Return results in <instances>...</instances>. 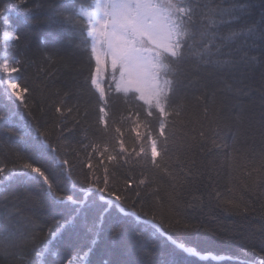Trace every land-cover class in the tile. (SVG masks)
Instances as JSON below:
<instances>
[{"label": "trees", "instance_id": "obj_1", "mask_svg": "<svg viewBox=\"0 0 264 264\" xmlns=\"http://www.w3.org/2000/svg\"><path fill=\"white\" fill-rule=\"evenodd\" d=\"M26 2L35 9L27 16L14 7L17 0H0V8L7 5L0 13V36L11 30L29 33L26 47L9 38L0 46V60L24 61L11 74L22 100L6 94L1 83L8 75L0 72V167L32 163L49 176L58 196L79 193L82 172L90 180L110 174V183L126 191V204L163 220L166 236L145 256V249L132 244L150 226L129 217L122 220L125 231L119 238L98 240L89 253V238L66 223L71 205L54 199L38 174L14 172L0 179V229L6 226L17 237L36 233L37 241L0 255V264H28L36 257L33 248L43 247L50 231L56 255L46 252L42 259L63 264H106V249L131 264L149 259L152 264L166 259L264 264V39L241 31L261 24L264 0H193L200 14L182 43L181 75L167 92L163 114L137 95L115 89L108 66L98 95L91 85L95 59L87 32H74L72 25L50 30L46 21L54 12L38 9L37 3L58 7L62 0ZM72 2L92 11L96 0ZM246 2L252 7L238 20L217 25L211 42L201 37L205 4ZM232 31L241 35L227 39ZM206 44L210 51L203 53ZM61 160L68 161L63 172L57 167ZM122 215L116 210L110 219Z\"/></svg>", "mask_w": 264, "mask_h": 264}, {"label": "snow or ice", "instance_id": "obj_2", "mask_svg": "<svg viewBox=\"0 0 264 264\" xmlns=\"http://www.w3.org/2000/svg\"><path fill=\"white\" fill-rule=\"evenodd\" d=\"M14 7L18 12L22 11L25 16L35 10L27 7L26 0H17ZM204 7L208 8V12L205 14L207 23L202 26L200 35L211 42L215 37L213 29L217 25L227 23L229 20H238L240 14L246 13L252 4L250 2L232 3L228 7L218 6L215 8L205 4ZM5 8L7 5L0 8V13H3ZM37 8L53 10L54 15L46 21L52 32L63 31L68 25L73 26L74 32L77 29L82 33L86 31L89 37L94 38L101 45L105 61L108 62L110 58L113 70L111 75L113 80L117 81V89L123 85L125 92L131 91L133 96L139 94V99L143 100L150 108L158 109L161 114L165 112L162 104L168 99L167 92L174 89L175 83L181 75L180 62L183 59L181 46L184 38L191 34L190 26L193 24V18L200 14L198 3H194L193 0H102V2L96 0L93 10L88 11L82 6L77 8L72 0H62L58 7L51 3L38 2ZM241 31L248 36H258L260 39H264V17H261L259 26H246ZM5 35L9 39L27 46L28 32L17 33L16 30H11ZM239 35L241 32L232 31L227 39ZM4 44L5 41L0 40V46ZM209 51L206 44L203 53ZM91 52L96 62V70L99 72L101 54L95 44ZM0 56H3V53H0ZM23 63L22 59L15 57L11 59L5 57L0 60V72L8 75L7 89L11 90L13 100L23 99L16 92L18 85L13 82L14 78L11 76L12 73L19 71L18 66ZM91 82L94 85L97 84L96 78L91 77ZM146 89L149 90L147 95ZM101 92L103 93V90ZM103 111L104 109L101 108V112ZM160 128L163 130V122L160 124ZM35 130L38 135H42L38 128ZM31 131L32 128L29 127V135ZM46 141L47 136H44L43 142ZM48 147L51 148V145L48 144ZM151 151L152 157L155 158L158 154L155 141L152 143ZM109 159H115V157L110 156ZM67 164L68 161L61 160L57 167L63 172L64 166ZM89 167L91 168V166ZM14 172L29 176L33 173L38 174L43 179L48 193L54 199L71 205L72 215L66 223L89 238L87 244L89 253L97 247L98 240L119 238L125 231L122 220L129 217L135 218L136 221H143L150 226L137 233L132 244L133 247L145 249V256L150 257L154 246L165 239L163 220L157 221L154 215L150 217L147 212L141 214L135 205L126 204L128 199L126 191L116 184L110 183V174L103 178L96 176L90 180L89 173L82 172L79 193L58 196L55 185L50 182L49 176L40 167H35L32 163H24L20 167L14 166L13 168L0 167V179H8ZM92 175L95 176L94 173ZM124 184L126 188V180ZM144 184L145 180L141 179L139 185ZM136 195H140L139 190ZM116 210L123 215L119 220H111L110 218ZM64 227V224L57 225L58 229ZM168 227L170 230L172 229L171 224ZM54 235L55 233L50 231L43 247L33 248L36 257L28 264H63L62 260L42 259L46 252L52 256L56 255L50 247ZM36 241V233L21 234L17 237L16 234L8 232L5 226L0 229V255L7 256L10 249L25 247L29 244L35 245ZM178 247L183 248L184 245L180 244ZM105 255L109 256L106 264H131L128 260L114 258L111 249H106ZM71 264H76V261ZM97 264L100 262L97 261ZM145 264H152V261L149 259ZM162 264H175V261L166 259Z\"/></svg>", "mask_w": 264, "mask_h": 264}, {"label": "rangeland", "instance_id": "obj_3", "mask_svg": "<svg viewBox=\"0 0 264 264\" xmlns=\"http://www.w3.org/2000/svg\"><path fill=\"white\" fill-rule=\"evenodd\" d=\"M101 2H102V0H101ZM4 37H6V36H4ZM89 37V36H88ZM89 39L91 40V44H92V47H93V45L95 44V46L97 47V50H98V52H100V54H101V64L99 65V72H97V66H96V62H95V70H94V72H93V74H92V77H95L96 78V80H97V84H92V82H91V85H92V87H93V89L100 95V96H102V92H101V90H102V79H103V76H104V72H105V67H107L108 66V68H109V70L110 71H112V69H111V65H110V58H109V61L108 62H106L105 61V58H104V56H103V52H102V48H101V45L99 44V43H97L96 42V40H94V38H92V37H89ZM116 83H117V81H115V89H117V87H116ZM6 84V83H5ZM4 87H5V89H6V85H4ZM118 91H121V92H124V93H128V92H125L124 90H123V85L120 87V89H117ZM6 92L8 93V95H9V97H11V92H9L7 89H6ZM129 92H131V91H129ZM148 92H149V90L148 89H146V95L148 94ZM132 93V92H131ZM137 95V97H138V99H139V94H136ZM139 100H141V99H139ZM141 101H143V100H141ZM144 102V101H143Z\"/></svg>", "mask_w": 264, "mask_h": 264}, {"label": "water", "instance_id": "obj_4", "mask_svg": "<svg viewBox=\"0 0 264 264\" xmlns=\"http://www.w3.org/2000/svg\"><path fill=\"white\" fill-rule=\"evenodd\" d=\"M177 247H178V246H177ZM178 248L182 250V248H180V247H178ZM203 259H206V258H203Z\"/></svg>", "mask_w": 264, "mask_h": 264}, {"label": "bare ground", "instance_id": "obj_5", "mask_svg": "<svg viewBox=\"0 0 264 264\" xmlns=\"http://www.w3.org/2000/svg\"><path fill=\"white\" fill-rule=\"evenodd\" d=\"M8 90V89H7ZM9 92H11V90H8Z\"/></svg>", "mask_w": 264, "mask_h": 264}]
</instances>
